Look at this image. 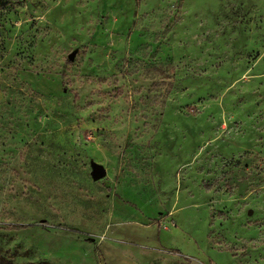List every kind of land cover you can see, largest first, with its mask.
<instances>
[{
	"label": "rangeland",
	"instance_id": "1",
	"mask_svg": "<svg viewBox=\"0 0 264 264\" xmlns=\"http://www.w3.org/2000/svg\"><path fill=\"white\" fill-rule=\"evenodd\" d=\"M0 264H264V0L2 14Z\"/></svg>",
	"mask_w": 264,
	"mask_h": 264
},
{
	"label": "trees",
	"instance_id": "2",
	"mask_svg": "<svg viewBox=\"0 0 264 264\" xmlns=\"http://www.w3.org/2000/svg\"><path fill=\"white\" fill-rule=\"evenodd\" d=\"M49 1L53 0H0V17L7 11H15L16 8L23 7L25 3H29L34 8L45 9Z\"/></svg>",
	"mask_w": 264,
	"mask_h": 264
},
{
	"label": "water",
	"instance_id": "3",
	"mask_svg": "<svg viewBox=\"0 0 264 264\" xmlns=\"http://www.w3.org/2000/svg\"><path fill=\"white\" fill-rule=\"evenodd\" d=\"M74 55H75L74 51H72V53L69 54L68 59L73 60ZM106 174H107L106 169L102 164L96 162L95 160H91L90 175L93 180L103 179L104 177H106ZM248 212L249 214H251L250 211Z\"/></svg>",
	"mask_w": 264,
	"mask_h": 264
}]
</instances>
